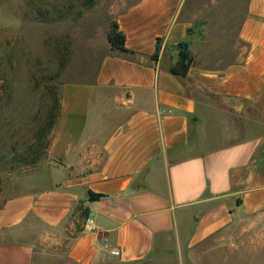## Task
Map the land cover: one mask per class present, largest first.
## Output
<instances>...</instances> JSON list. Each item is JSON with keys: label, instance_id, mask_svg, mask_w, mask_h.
I'll return each instance as SVG.
<instances>
[{"label": "crops", "instance_id": "0c3cea01", "mask_svg": "<svg viewBox=\"0 0 264 264\" xmlns=\"http://www.w3.org/2000/svg\"><path fill=\"white\" fill-rule=\"evenodd\" d=\"M191 2L113 9L129 53L107 27L93 79L60 87L45 170L0 207V264H40L38 243L79 209L95 230L72 237V264L157 260L249 219L264 239V0ZM179 43L185 77L169 71ZM29 218L34 238L18 241Z\"/></svg>", "mask_w": 264, "mask_h": 264}, {"label": "rangeland", "instance_id": "374dc122", "mask_svg": "<svg viewBox=\"0 0 264 264\" xmlns=\"http://www.w3.org/2000/svg\"><path fill=\"white\" fill-rule=\"evenodd\" d=\"M135 1L0 0V117L16 122L37 110L43 112L55 95L60 98L62 85L91 81L100 58L107 52L102 33L113 22V9L121 10ZM191 1L187 0L185 8L189 13ZM1 134L5 132L1 130ZM45 159L21 173L0 172V207L22 192V177L45 170ZM80 211L70 218L68 231H50L48 242L38 243L40 264H72L66 251L85 224ZM252 222H240L231 230L178 252L171 248L157 260L131 264H264V239L256 242ZM37 226L29 218L17 240L33 239Z\"/></svg>", "mask_w": 264, "mask_h": 264}, {"label": "trees", "instance_id": "16d2710c", "mask_svg": "<svg viewBox=\"0 0 264 264\" xmlns=\"http://www.w3.org/2000/svg\"><path fill=\"white\" fill-rule=\"evenodd\" d=\"M107 41L112 51L129 53L124 47V35L118 31L114 21L110 23L107 31ZM177 48L180 60L169 71L173 75L185 77L190 63L187 44L179 43ZM158 51L159 47L156 46L153 59L157 57ZM51 102V105L48 104L43 107V112L37 110L34 114L16 122L0 117V131L5 132V134L0 135L1 173L6 172V175H10L33 169L45 158L53 129L60 115V98L57 99L55 95ZM2 181L0 179V183ZM98 198V195L89 193L90 200ZM80 214L82 217H86L84 210H81Z\"/></svg>", "mask_w": 264, "mask_h": 264}, {"label": "built area", "instance_id": "2783aa9c", "mask_svg": "<svg viewBox=\"0 0 264 264\" xmlns=\"http://www.w3.org/2000/svg\"><path fill=\"white\" fill-rule=\"evenodd\" d=\"M85 228L89 231H94L95 230V227L94 225L92 224L91 220H90V217H86L85 218Z\"/></svg>", "mask_w": 264, "mask_h": 264}]
</instances>
